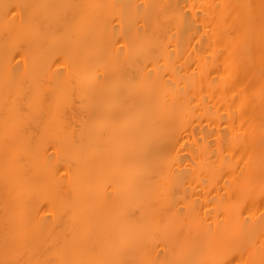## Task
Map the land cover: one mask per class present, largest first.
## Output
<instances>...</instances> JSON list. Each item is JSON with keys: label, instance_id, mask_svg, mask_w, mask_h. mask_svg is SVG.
I'll use <instances>...</instances> for the list:
<instances>
[{"label": "bare ground", "instance_id": "6f19581e", "mask_svg": "<svg viewBox=\"0 0 264 264\" xmlns=\"http://www.w3.org/2000/svg\"><path fill=\"white\" fill-rule=\"evenodd\" d=\"M0 264H264V0H0Z\"/></svg>", "mask_w": 264, "mask_h": 264}]
</instances>
